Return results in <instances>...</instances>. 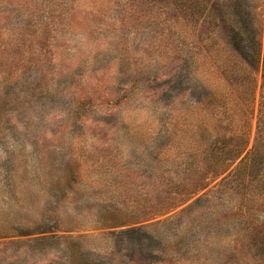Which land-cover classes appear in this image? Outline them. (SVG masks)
<instances>
[{
	"label": "rangeland",
	"instance_id": "rangeland-1",
	"mask_svg": "<svg viewBox=\"0 0 264 264\" xmlns=\"http://www.w3.org/2000/svg\"><path fill=\"white\" fill-rule=\"evenodd\" d=\"M228 2L0 0V264H259L264 189L213 168L264 137Z\"/></svg>",
	"mask_w": 264,
	"mask_h": 264
},
{
	"label": "trees",
	"instance_id": "trees-1",
	"mask_svg": "<svg viewBox=\"0 0 264 264\" xmlns=\"http://www.w3.org/2000/svg\"><path fill=\"white\" fill-rule=\"evenodd\" d=\"M252 3V0H229V8L224 9L223 13H227L225 16H232L234 18V21L231 23V45L236 49H241H237V51L240 52L245 60H247L251 65H256L260 60L262 63L264 78V44L262 45L259 38V32H256V29L253 26L254 11L252 9ZM244 43H246V45L248 44V48L244 46ZM243 48H245L246 51H244ZM247 49H250V51H247ZM247 52H250V55H248ZM259 129H262V127ZM222 140L224 141L222 149L225 148L222 152L228 153L229 156L225 161H220L222 152L215 155L219 158V160H215V164L213 166L214 169L217 168L215 173L218 172L215 175L217 176L227 171L236 159L244 153L238 162L226 172L223 180L228 178L234 179L242 184L245 182V195H247L246 199L254 201L258 200L256 199V194L259 192V195H261V191L264 189V137H255L253 145L247 150V137L243 142L239 139L234 145H230L228 141H225V139ZM208 178L207 172H203L200 184L198 182L200 189L207 185L206 180ZM252 181L255 182L256 186L253 185ZM234 187L236 190L238 189V185H235ZM246 206L247 211L250 213V217L253 220H256L258 213L247 204L245 206L241 204L239 208L234 209V212L239 214L237 211H240V209H243ZM253 227L257 228L258 226L254 225ZM257 252L258 254H255V256H258V260L256 261H258L259 264H264V248L260 247Z\"/></svg>",
	"mask_w": 264,
	"mask_h": 264
}]
</instances>
